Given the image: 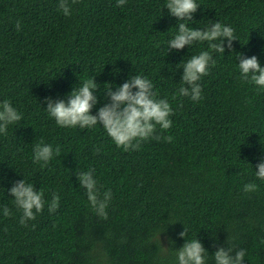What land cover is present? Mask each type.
I'll return each instance as SVG.
<instances>
[{
	"label": "trees",
	"instance_id": "trees-1",
	"mask_svg": "<svg viewBox=\"0 0 264 264\" xmlns=\"http://www.w3.org/2000/svg\"><path fill=\"white\" fill-rule=\"evenodd\" d=\"M69 3L65 16L59 0H0V102L23 117L0 133V264H179L176 250L196 238L208 250L206 264L229 245L246 251L243 264H264V180L255 167L264 160V90L241 78L237 57L255 55L264 67V0H197L189 27L218 21L233 28L237 39L231 49L225 40V53L208 42L169 50L180 21L167 0ZM202 51L216 60L198 82L202 99H173L181 63ZM132 75L147 77L169 100L172 127L157 126L156 134L172 136L171 143L149 139L125 151L99 123L60 127L46 109V98L67 100L95 77V115L110 102L106 84L115 91ZM41 142L61 148L47 165L33 162ZM89 169L101 192H112L107 219L76 176ZM24 179L43 189L48 203L53 192L60 195L54 213L46 203L27 226L10 193ZM249 183L258 187L245 193Z\"/></svg>",
	"mask_w": 264,
	"mask_h": 264
},
{
	"label": "clouds",
	"instance_id": "clouds-1",
	"mask_svg": "<svg viewBox=\"0 0 264 264\" xmlns=\"http://www.w3.org/2000/svg\"><path fill=\"white\" fill-rule=\"evenodd\" d=\"M71 3H76V0H71ZM125 3L126 0H118V6ZM165 7L171 16L180 21L178 33L168 42L169 50L179 51L197 42H208L210 49L214 52L225 53V40L227 47L231 49L233 41L237 39L233 28L218 21L212 22L203 30L189 27V22L193 21L194 14L201 7L197 0H167ZM58 8L65 16L71 15L69 0H59ZM15 27L17 31H20L21 23L17 21ZM217 40L219 43H215ZM237 57L241 78L264 90V67L260 65L258 57L253 55L249 58L243 54H237ZM181 64H183L181 86L173 99L176 96H183L190 97L193 101L201 100L202 87L198 82L203 76L209 74L210 68L216 65L212 52L202 51ZM106 85L104 91L106 98H110V102L100 107L95 115L92 114V110L99 103L96 92L100 89L95 77L83 81L82 86L75 87L68 94L67 100L46 98V109L60 127L79 126L84 129L92 128L99 123L114 143L125 151L139 150L141 142L149 139L159 141L163 138L166 142H172V136L162 137L156 134L157 126L161 132L172 127L171 117L175 113L167 98L158 97L151 80L142 75H132L115 91L112 90L111 84ZM22 118V114L12 106L10 101L0 102V133L7 135L9 125L21 121ZM94 150L97 153L100 151L98 147ZM60 154L59 146L53 149L52 145L41 142L34 146L33 162H43L47 165L54 155L59 156ZM255 167L258 169L256 170L257 178L264 180V160ZM94 171V169L79 171L76 172V176L80 187L86 190L92 208L99 216L107 219L106 209L112 199V192L111 190L101 192ZM257 187L256 184L249 183L244 186L243 191L252 192ZM10 193L14 197L15 206L22 212L20 224L24 226H27L29 220H35L38 213L43 212L46 203L51 213L59 208L60 195L58 192L52 193L51 202L48 203L45 200L44 190H36L35 185L27 183L25 179L16 181ZM3 214L10 216L11 210L4 206ZM187 235L185 227V231L181 232L180 236L186 238ZM207 254L208 250L198 238L186 239L184 246L176 250L179 264H206ZM245 255L246 251L243 249L234 250L230 245L227 249L220 247L214 253L215 264H243Z\"/></svg>",
	"mask_w": 264,
	"mask_h": 264
}]
</instances>
